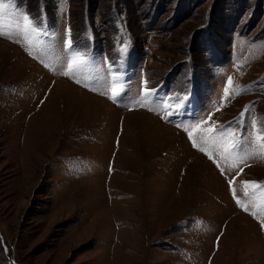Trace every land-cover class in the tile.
Segmentation results:
<instances>
[{"label":"rangeland","instance_id":"rangeland-1","mask_svg":"<svg viewBox=\"0 0 264 264\" xmlns=\"http://www.w3.org/2000/svg\"><path fill=\"white\" fill-rule=\"evenodd\" d=\"M0 264H264V0H0Z\"/></svg>","mask_w":264,"mask_h":264},{"label":"snow or ice","instance_id":"snow-or-ice-1","mask_svg":"<svg viewBox=\"0 0 264 264\" xmlns=\"http://www.w3.org/2000/svg\"><path fill=\"white\" fill-rule=\"evenodd\" d=\"M25 19L27 20L28 19V17L27 16H25ZM68 46L70 47L71 45H70V41H69V43H68Z\"/></svg>","mask_w":264,"mask_h":264}]
</instances>
